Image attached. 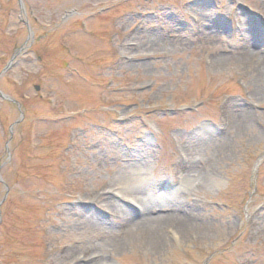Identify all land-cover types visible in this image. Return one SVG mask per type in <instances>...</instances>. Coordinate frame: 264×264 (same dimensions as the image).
Instances as JSON below:
<instances>
[{
	"label": "rangeland",
	"instance_id": "obj_1",
	"mask_svg": "<svg viewBox=\"0 0 264 264\" xmlns=\"http://www.w3.org/2000/svg\"><path fill=\"white\" fill-rule=\"evenodd\" d=\"M253 35L264 0H0V264H264V55L215 61ZM172 208L207 233L122 236Z\"/></svg>",
	"mask_w": 264,
	"mask_h": 264
},
{
	"label": "bare ground",
	"instance_id": "obj_2",
	"mask_svg": "<svg viewBox=\"0 0 264 264\" xmlns=\"http://www.w3.org/2000/svg\"><path fill=\"white\" fill-rule=\"evenodd\" d=\"M208 18V17H205ZM205 21H208L205 19ZM264 35H253L249 36L248 43L250 45V48H244L242 50L236 51L234 53L224 54L221 55V57H217L215 59L216 63L219 65H224L225 62L235 60L238 64H241L245 66V68L250 69L253 68V62L255 61V58L258 56L264 55V46L260 45V40L263 38ZM256 52H251L255 51ZM257 71L264 73V59L261 61V63L257 67ZM230 116H234V124L236 127L241 126V124L247 119L248 113L246 111H235L230 109L228 112ZM194 169V168H191ZM128 170L133 174L134 179L138 182V187H146L149 184H151V177H150V169L141 166V162L135 161L132 162L128 166ZM180 183H186L191 178L188 177V175H184L183 173L180 174ZM202 174L198 173L196 177L199 178ZM185 176V177H184ZM120 188L114 189L112 192L117 193ZM145 195L141 194L137 198H132V203L135 205L140 206V202L144 199ZM109 213H112L113 217L116 218V214L111 207L108 206ZM143 218L139 222H131L129 218H124L123 223L125 226V233L122 236L132 237V236H138L141 239H144L146 244L151 245L153 247H159L157 239L159 238L161 232L163 230H166L167 228H174L175 231L178 233H182L185 230H188V228H191L194 232H197L198 234L207 233V230H204L201 227H195L190 217L191 214L187 211H181L178 209L172 208L171 210H168L167 212H164L162 214L158 215H150L149 212H143ZM148 213V215L146 214ZM152 214V213H151ZM153 239V240H152Z\"/></svg>",
	"mask_w": 264,
	"mask_h": 264
},
{
	"label": "water",
	"instance_id": "obj_3",
	"mask_svg": "<svg viewBox=\"0 0 264 264\" xmlns=\"http://www.w3.org/2000/svg\"><path fill=\"white\" fill-rule=\"evenodd\" d=\"M19 2H20V4H21V0H19ZM27 25V24H26ZM23 49H21L20 51H19V53H21V51H22ZM18 53V54H19ZM17 54V55H18ZM15 58V56L12 58V60L11 61H13V59ZM9 67H10V65L6 68V69H4V71H6L7 69H9ZM36 90L38 91L39 90V87H36ZM2 97V96H1Z\"/></svg>",
	"mask_w": 264,
	"mask_h": 264
}]
</instances>
